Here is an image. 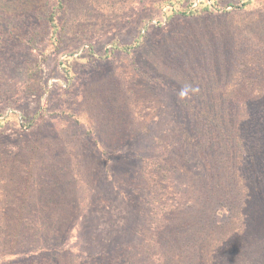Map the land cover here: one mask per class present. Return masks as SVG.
Listing matches in <instances>:
<instances>
[{
    "label": "trees",
    "instance_id": "trees-1",
    "mask_svg": "<svg viewBox=\"0 0 264 264\" xmlns=\"http://www.w3.org/2000/svg\"><path fill=\"white\" fill-rule=\"evenodd\" d=\"M234 1L159 0L163 21L144 24L129 42L113 39L99 55L129 63L86 83L71 102L22 114L29 130L49 127L16 147L0 145V264H264V9ZM138 2L0 0L1 71L10 55L35 47L27 37L35 25L56 48L82 21L107 22L112 11ZM172 19L176 24L146 40L153 26ZM64 54L68 88L79 56ZM41 55L35 67L24 60L25 95L44 88L34 74L42 70ZM6 80L1 73L0 104L11 102ZM157 81L183 88L180 123L170 129L175 134L156 136L153 156L141 157L110 191L125 199L134 226L142 223L138 239L74 253V236L94 235L97 212L109 203L95 198L91 149L103 157L148 130L160 106ZM7 121L0 119V128ZM188 155L197 160L194 171ZM179 171L188 174L184 186L171 181Z\"/></svg>",
    "mask_w": 264,
    "mask_h": 264
},
{
    "label": "rangeland",
    "instance_id": "rangeland-1",
    "mask_svg": "<svg viewBox=\"0 0 264 264\" xmlns=\"http://www.w3.org/2000/svg\"><path fill=\"white\" fill-rule=\"evenodd\" d=\"M196 1V0H195ZM234 2H237L235 0ZM254 3L264 9V0H254ZM159 0H139L135 5H131L120 10H114L110 14L107 22L99 19L82 21L74 33L66 38L61 39L58 47L53 48L46 45V37L44 32L35 25L31 29L27 37H32L35 47H27L26 51L21 49L20 53L16 52L6 59L8 66H4L8 70L1 71L7 77L6 84L9 88L3 87L7 95L11 98L9 104H0V119L7 117L8 121L0 128V145L9 147L17 146L26 138L32 135H40L48 129L49 123L43 122L34 129L25 128L21 121L22 114L29 110H39L43 104H56L57 102L66 103L73 101L81 93L83 86L111 71L112 69L129 63V58L122 57L114 60H100L101 52L110 46L113 39H118L125 43L133 39L138 32H143V26L155 24L157 19L162 20V8L159 9ZM118 11V18L113 15ZM156 15L148 20L152 13ZM35 18L31 22L35 23ZM163 21V20H162ZM110 24V25H108ZM176 24L175 19L155 25L150 32H147L146 40L148 42L156 40L160 34ZM42 32V33H41ZM145 32V31H144ZM69 52V56H79L73 63V69L76 73L74 83L68 87L66 80L63 78V70L60 67V60L64 57V52ZM42 52L46 53V59L41 62L42 70L36 71V78H40V83L45 88L38 89L34 94L25 95L21 93L20 82L25 76V58L30 60L33 67L42 57ZM146 52V45L141 47L140 54ZM89 57V60H87ZM14 88V89H13ZM154 92L159 96L160 106L148 126V130L136 135L130 139L128 143L118 146L114 151H110L105 156L97 155L94 149L92 153L97 157V168L94 191L97 193L96 199L109 202L98 210L97 227L94 229L95 234L91 231H81L76 234L72 246L76 248L74 253L83 251L84 253H99L101 251L112 250L120 242L132 241L138 239V232L135 228L142 223L134 226L133 215L129 208L124 204L125 199L114 197L110 194L111 189L116 185H120L131 171H133L140 163L141 157H151L155 153L156 144L155 137H164L168 134H175L171 131L172 125L180 123L179 119V103L183 100V88L175 82H155L152 85ZM65 93L71 95V100L63 99ZM169 131V132H167ZM89 148V147H88ZM92 156V154H91ZM189 164L187 169L194 171L197 162L196 158L188 155ZM193 173V172H192ZM188 175L185 171L183 176L181 171L172 177L171 181L176 185L184 186L188 182ZM97 201V200H96ZM82 226L81 230H85ZM75 230H69L67 235H74ZM69 240V244H70ZM82 252V253H83Z\"/></svg>",
    "mask_w": 264,
    "mask_h": 264
}]
</instances>
